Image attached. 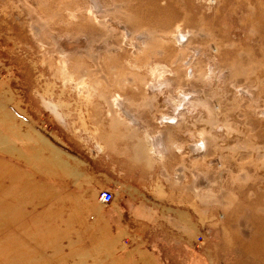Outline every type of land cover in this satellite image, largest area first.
Here are the masks:
<instances>
[{"label": "rangeland", "instance_id": "374dc122", "mask_svg": "<svg viewBox=\"0 0 264 264\" xmlns=\"http://www.w3.org/2000/svg\"><path fill=\"white\" fill-rule=\"evenodd\" d=\"M2 102L0 121L17 130L15 153L0 148V264L109 255L91 227L131 224L133 170L149 166L131 157L111 172L121 141L153 143L157 156L178 143L181 209L206 236L166 264H264V0H0ZM0 135L10 140L1 124ZM74 206L84 244L54 252ZM161 231L123 234L119 251Z\"/></svg>", "mask_w": 264, "mask_h": 264}, {"label": "crops", "instance_id": "0c3cea01", "mask_svg": "<svg viewBox=\"0 0 264 264\" xmlns=\"http://www.w3.org/2000/svg\"><path fill=\"white\" fill-rule=\"evenodd\" d=\"M14 138L15 136H13V139ZM5 139L7 138L0 135L1 141ZM8 143V147L9 145L13 146L11 141H8ZM162 144L164 152L159 156L155 155L153 152H148L149 149H153V143L133 144V142L121 141L119 144L115 143L114 146L110 145L109 164L111 172L117 171L118 160H120V166L121 161L125 162L122 164L125 166L129 164L128 160L131 157L139 160H148L149 166L154 167L155 170L148 168L149 166L147 168L142 166L140 169L136 168L133 170L135 171L132 177L133 188L137 191V196L141 198V204L137 207L135 214L132 211L134 216L132 217L130 225L127 223L123 225L118 221L107 222L101 219L95 221L91 227L93 237H98L97 244L101 243V240L105 241V243L102 244L103 250L108 251L109 255L94 258L91 264H166L165 262L169 261L167 258L169 256H166L165 253L170 252L171 248L174 250L175 245H177L176 247H180L182 244L193 246L196 239L202 236V230L205 232H203L204 237L206 236V228L202 226L198 228L197 224H193L192 221H190L188 217V214L190 216V210L182 212L181 209L182 182L179 176L181 153L178 150V143L174 141H164ZM130 148H132V153L129 151L131 150ZM134 149L137 151H134ZM188 157L189 159L185 158V160L188 159L186 160V165L191 168L190 152ZM7 175L11 174H4V179L8 183L14 184L16 177L15 173L11 176ZM187 176L189 177L188 179L192 181L190 169L188 170ZM127 180L129 179L123 178L122 181L126 182ZM125 185L124 187L126 188L127 185ZM203 191L206 196V191L208 190L203 189ZM196 193L197 191L195 189V194ZM67 209L68 208H66V211H63L64 214L62 215L63 218L68 220L62 227L61 238L54 239L53 235H51V238L53 237V239L57 241L62 240L69 246H73L70 251L74 253L75 250L78 251L77 246L79 244H84V241L79 239V236L82 235L83 225H81V222L78 220L80 217L77 214L79 207L74 206L70 211ZM70 212L73 213V215L69 216ZM185 213H187L184 217V222L186 223L183 227L184 232H182V214ZM69 217L71 220H69ZM136 229L162 230V234L157 232L156 236L154 235L143 241L136 242L138 245L135 246V248L124 251V253L120 252L118 245L120 244V239H122L121 236L123 234L132 236ZM185 229L188 230L189 235L185 234ZM163 230L167 231L164 232ZM83 239L85 240V238ZM92 243H94V240H92ZM101 247L102 246H100V248ZM72 256H68L66 262L70 261L76 264L86 263L85 260L87 259L81 257L75 258ZM112 258L113 260H111ZM62 261H64V258H62Z\"/></svg>", "mask_w": 264, "mask_h": 264}, {"label": "bare ground", "instance_id": "6f19581e", "mask_svg": "<svg viewBox=\"0 0 264 264\" xmlns=\"http://www.w3.org/2000/svg\"><path fill=\"white\" fill-rule=\"evenodd\" d=\"M6 107H4L3 106V102L2 103H0V110H4ZM123 114V113H122ZM0 124H1V126H3V127H6V129H7V132L9 133V135H10V140H9V137H8V139H5L4 141H1L0 140V148H2V150L4 151V152H8V153H11V154H14L15 153V150H14V147L13 146H10L9 145V147H8V141H13V135H14V131L15 130H17L16 128H15V125H14V123L12 122V120H11V118H10V121L7 119V121L4 119V120H1L0 121ZM28 137H26L25 136V134H24V136L20 133V140L21 141H30L31 140V138H29L30 136L29 135H27ZM39 138V137H38ZM36 139H37V137H36ZM8 143V144H7ZM157 147V146H156ZM155 148V147H154ZM30 152H32L31 154H32V156H36L35 154H34V151L33 150H30ZM158 155V154H157ZM21 156V155H20ZM31 156V157H32ZM40 156V155H39ZM155 156V155H154ZM31 157H30V159H29V161L31 160ZM157 157V156H156ZM161 157V156H160ZM25 158V157H24ZM29 158V157H28ZM27 158V159H28ZM41 159H42V157H40ZM5 170V169H4ZM7 172H4V173H10L11 175L13 174V171H9V170H6ZM15 175H16V172H15ZM37 194V193H36ZM53 237H54V239H59V238H61L60 236H54L53 235ZM53 237H52V239H53ZM53 239V241H52V243H53V250H54V252H57L58 250H57V248H58V245H59V242L57 241V240H54ZM48 244H51V243H48ZM52 245V244H51ZM13 251H14V253H16V250H10L8 253H5L4 254V257L5 256H7L8 257V259L10 260V262L12 263L13 261H15V260H17L16 259V256H14V254H13ZM3 257V261H5V262H8V260L6 259V258H4ZM27 260V259H26ZM19 263V262H18ZM20 263H22V262H20Z\"/></svg>", "mask_w": 264, "mask_h": 264}, {"label": "built area", "instance_id": "2783aa9c", "mask_svg": "<svg viewBox=\"0 0 264 264\" xmlns=\"http://www.w3.org/2000/svg\"><path fill=\"white\" fill-rule=\"evenodd\" d=\"M114 201V195L110 191H104L100 195V202L104 205H109Z\"/></svg>", "mask_w": 264, "mask_h": 264}]
</instances>
